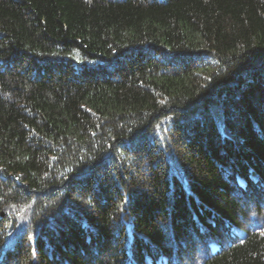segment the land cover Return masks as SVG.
Here are the masks:
<instances>
[{
  "label": "trees",
  "instance_id": "16d2710c",
  "mask_svg": "<svg viewBox=\"0 0 264 264\" xmlns=\"http://www.w3.org/2000/svg\"><path fill=\"white\" fill-rule=\"evenodd\" d=\"M0 264H264V0H0Z\"/></svg>",
  "mask_w": 264,
  "mask_h": 264
}]
</instances>
